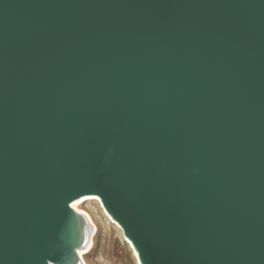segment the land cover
I'll return each instance as SVG.
<instances>
[{
    "label": "water",
    "instance_id": "obj_1",
    "mask_svg": "<svg viewBox=\"0 0 264 264\" xmlns=\"http://www.w3.org/2000/svg\"><path fill=\"white\" fill-rule=\"evenodd\" d=\"M86 195L142 264H264V0H0V264Z\"/></svg>",
    "mask_w": 264,
    "mask_h": 264
},
{
    "label": "bare ground",
    "instance_id": "obj_2",
    "mask_svg": "<svg viewBox=\"0 0 264 264\" xmlns=\"http://www.w3.org/2000/svg\"><path fill=\"white\" fill-rule=\"evenodd\" d=\"M91 202L97 203L98 207L89 206L88 204H91ZM71 206L74 212L73 225L70 232L72 253L61 264H89L88 256L95 252L99 234L103 232L101 242L104 243L106 236L111 233L109 228L111 224L119 229L123 241H126V245L133 253L137 264H142L134 244L126 237L120 224L106 210L99 196H82L74 200Z\"/></svg>",
    "mask_w": 264,
    "mask_h": 264
},
{
    "label": "rangeland",
    "instance_id": "obj_3",
    "mask_svg": "<svg viewBox=\"0 0 264 264\" xmlns=\"http://www.w3.org/2000/svg\"><path fill=\"white\" fill-rule=\"evenodd\" d=\"M88 205L98 207L95 202ZM109 228L111 233L106 236L104 243L101 242L103 232L99 234L95 252L88 256L89 264H137L133 253L126 245V241H123L119 229L113 224Z\"/></svg>",
    "mask_w": 264,
    "mask_h": 264
}]
</instances>
